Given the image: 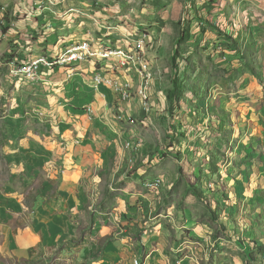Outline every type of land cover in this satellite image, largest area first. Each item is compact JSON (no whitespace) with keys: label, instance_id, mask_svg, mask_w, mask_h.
I'll return each instance as SVG.
<instances>
[{"label":"crops","instance_id":"0c3cea01","mask_svg":"<svg viewBox=\"0 0 264 264\" xmlns=\"http://www.w3.org/2000/svg\"><path fill=\"white\" fill-rule=\"evenodd\" d=\"M11 5L13 4H9L7 8L0 4V109L9 106L12 108L14 114L4 116V119H8L6 121L11 122L24 117L25 113L29 131L42 143L39 145L34 142L33 148L20 147L19 156L25 155L41 164L49 159L56 161V164L51 163L50 166L55 165L57 168L58 185L54 193L44 198L33 212H27L28 207L22 205L16 196L0 193V254L13 258H30L40 251L48 252L51 247L63 245L61 250L74 255L79 264H135L136 259L139 264L264 263V248L258 249L264 245V162L254 161L260 157L264 161V151L250 152L249 148L244 154L250 153L241 156L238 160L240 163L233 160L236 155H232L233 166L226 169L230 170V174L224 172V162H208L212 156L209 146L213 142V133L209 130V114L214 113L213 108L218 105L220 110L217 109V113L223 112L221 107L224 105H215L214 100L208 103L207 99L202 104L196 103L206 113L184 109L177 112L182 120L199 123L194 126L195 137L190 139L188 136L192 146L183 144V152L188 155L189 165H185V155L180 158L186 168L201 178L199 181L188 179V184L182 178L172 181V185L179 187L175 192L180 193L181 200L178 203L183 202V205H178L175 201L167 206L166 200L160 196V190L147 194L139 190L131 191L132 186H139V181L123 173L121 179L126 184L121 188L119 206L112 212L116 222L117 219L121 220L122 232H114L116 237L99 244L98 237L109 235L111 225L100 224L99 214L105 215V212L96 211L92 215L94 221H97L94 228L85 231L80 240L73 239L77 235V226H82L83 219L88 216L84 211L91 201L90 188L106 181L98 172L104 170L113 172L111 175H114L125 167L127 153L123 144H120L122 139L129 137L130 132L117 126L119 121L115 108L118 106L117 109H121L127 117L130 113L139 114L138 110L135 114L129 109L135 103L140 105L139 100L131 104L122 100L113 87L104 82L97 84L95 75L101 71L107 77L130 82L134 96L138 95L142 81L141 64L122 67L117 57L99 56L86 60L74 72L66 67L43 68L39 78L33 81L14 76L11 72L13 62L22 64L41 56L53 57L65 45L83 39H90L95 48L105 43L109 49L125 48L133 51L137 38H123L119 32L117 35L122 38H76L77 35L75 38H63L52 35V31L46 29L40 31L38 38H32L26 32L29 30L26 24L3 20L8 10L12 13L10 17H13L15 5L10 8ZM22 5L25 9L28 8L25 2ZM18 7L20 8L19 5ZM122 31L124 36H129ZM237 39L239 43L244 41L246 45L245 50L243 49L244 55H247L245 58H253L252 55L255 54L258 59L261 56L264 59V38ZM240 47V44L224 43L225 49L218 54H234L238 57ZM252 79L250 83L254 85L248 84L240 88L239 92L243 96L235 101L246 112L242 121L249 123L247 135L251 139L259 134L261 141H264V92H261L262 87ZM257 94L260 96L257 97ZM213 95L211 98L216 99L215 92ZM237 105H234L235 108ZM142 112L143 115L146 114L145 111ZM221 117L224 118L223 115ZM39 122L45 130H31L30 127ZM216 122L222 121L216 119ZM36 131L40 135L34 134ZM48 144H52V147ZM144 167L145 165L138 168L133 177L145 174ZM249 171L255 173L248 175L246 172ZM205 172L208 177L211 176L208 181H215L218 177L222 183L217 184L219 188H214L213 193H209L217 195L216 201L208 203L192 190L188 191V186L197 187L198 183L199 189L209 191ZM45 191L43 189L41 195ZM140 195L144 198L143 207L149 202L155 206L150 205V210H143L138 204L127 210V200L139 199ZM172 195L169 194L170 197ZM159 202H162V206L156 208ZM205 204L210 207L209 211ZM19 217H27L28 220L20 223ZM137 228L139 230L135 231ZM128 229V235H121ZM138 231V236L132 238L130 233Z\"/></svg>","mask_w":264,"mask_h":264},{"label":"rangeland","instance_id":"374dc122","mask_svg":"<svg viewBox=\"0 0 264 264\" xmlns=\"http://www.w3.org/2000/svg\"><path fill=\"white\" fill-rule=\"evenodd\" d=\"M24 2L28 5V11L22 5ZM0 4L7 8L9 4L15 5V9L13 5L10 6L15 10L13 17H10L12 13L8 10L3 20L26 24L29 28L26 32L32 38H38L40 31L46 29L51 30L52 35L63 38H75V35L76 38L143 36L147 41L145 61L154 70V79L148 91L154 108L151 113L143 115L140 96H132V93L125 101L131 104L139 100L140 105L135 103L129 108L134 113L138 110V115L130 113L127 117L121 109H117L118 106L115 108L119 121L117 126L130 132L129 137L122 139L120 144H123L127 153L125 167L114 175H111L113 172L104 170L98 172L106 181L90 188L91 201L84 211L88 216L83 219L82 226H77V235L73 237L76 241L81 239L85 231L93 229L97 224L92 216L96 211L105 212V215L99 214L100 224L111 225L109 235L98 237L99 244L116 237L114 232H122L121 220L117 219L116 222L112 212L119 206L121 188L126 184V181L121 179L123 173L139 181V186H132L131 191L139 190L147 194L160 190V196L166 200L167 206L175 201L178 205H183V202L178 203L181 200L180 193L175 192L179 187L172 185V181L182 178L187 180L188 184V179L199 181L201 177L195 176L194 171L186 168L180 158L185 155V165L189 163L187 153L183 152V144L192 146L188 136L190 139L195 137L194 126L199 124L182 120L177 113L180 109L206 113L205 109L201 110L199 105H196L202 104L206 99L208 103L214 100L215 105H224L221 107L223 112L217 113V109L220 110L218 105L213 108L214 113L209 114V130L213 133V142L209 146L212 156L208 162H224L222 168L227 174H230V170L226 169L233 166L232 155H236L233 160L238 163L241 156L252 151H264V141H261L259 134L251 139L250 135H247L249 123L242 121L246 112L240 109V105L235 101L243 96L239 92L240 88L248 84L254 85L250 83L252 78V81L262 87L261 92H264V59L262 56L258 59L255 54L252 55L253 58H245L247 55H244L243 49L246 45L244 41L239 43L237 39L264 38V0H4L0 1ZM1 20L2 18V24ZM122 30L129 36H124ZM118 32L122 37L117 35ZM224 43L240 44V55H219L218 52L225 49ZM171 89L175 90L173 97L169 95ZM214 92L216 99L211 98ZM259 96L257 94V97ZM234 105H237L236 108ZM9 108L10 106L0 109V193L16 196L22 205L28 207H24L27 212H33L42 200L50 197L57 188V168L55 165L50 166L51 163L56 164V161L49 159L41 164L25 155L19 156L20 147L33 148L34 142L39 145L42 142L29 131L25 113L24 117L19 119L20 122L4 119L5 115L14 114L12 108ZM173 113H177V117L172 116ZM216 119L222 122L217 123ZM40 122L30 127L31 130H45ZM34 134L40 135L38 131ZM48 146L52 147V144ZM249 148L251 151L244 154ZM260 158H255L254 161L264 162ZM144 165L145 174L133 177V173ZM200 171L204 173V170ZM246 173L249 175L255 172ZM205 176L207 181L211 178L208 174ZM156 178L162 179L160 187L152 189L147 186L150 180ZM209 183L214 190L219 188L217 184L221 181L217 177V180H210ZM191 187L188 186V191L192 190ZM198 187L199 183L195 188L202 192L204 198H200L201 200H206L207 203L216 201L217 195H210L209 191L205 192ZM43 189L46 191L41 195ZM170 193H173L171 197ZM182 199L185 200V197ZM18 200L16 202L21 204ZM127 202V210L138 204L143 210H150V205L155 206L149 202L143 207L145 202L142 195L139 199ZM160 206L162 202H159L156 208ZM205 208L210 210L208 204H205ZM26 219L28 220L27 217ZM26 219L19 217L18 222H25ZM128 232L129 229L124 230L121 235H128ZM138 233L139 231L130 235L134 238ZM62 247L63 245L51 247L48 252L40 251L30 258H13L0 254V264H79L74 255L62 251ZM263 248L264 245L258 247Z\"/></svg>","mask_w":264,"mask_h":264},{"label":"built area","instance_id":"2783aa9c","mask_svg":"<svg viewBox=\"0 0 264 264\" xmlns=\"http://www.w3.org/2000/svg\"><path fill=\"white\" fill-rule=\"evenodd\" d=\"M146 39L137 38L136 46L133 51H129L125 48H111L106 44H101L98 48H95L93 42L90 39H83L79 41L71 42L61 48L60 53L53 57L41 56L25 63L13 62L12 74L17 77H25L29 80H37L43 68H57L66 67L70 71L75 69L90 58H97L99 56L104 58L117 57L119 65L127 67L131 64L140 63V73L142 75V81L138 89V95L140 96V102L146 113H151L154 104L149 94V87L154 79L153 68L145 61L146 55ZM109 49V50H108ZM95 82L106 83L113 87L119 94L122 100H128L131 96L132 84L130 82L120 81L118 78L107 77L101 71L95 75ZM211 183V182H210ZM206 183L207 189L210 193H213L212 184ZM162 184L161 178L150 180L147 186L152 189L160 187ZM135 264H139V260H135Z\"/></svg>","mask_w":264,"mask_h":264},{"label":"trees","instance_id":"16d2710c","mask_svg":"<svg viewBox=\"0 0 264 264\" xmlns=\"http://www.w3.org/2000/svg\"><path fill=\"white\" fill-rule=\"evenodd\" d=\"M174 94H175V90L171 89L169 95H171V97H173ZM174 115H175V113H173L172 116H174ZM192 191L195 192V193L198 195V197H200V198H204L203 195H202V192L200 193V191L197 190V188H195V186L192 187ZM201 195H202V197H201Z\"/></svg>","mask_w":264,"mask_h":264}]
</instances>
